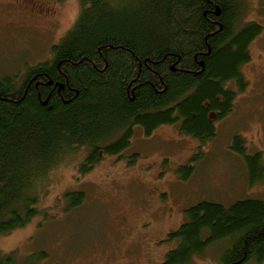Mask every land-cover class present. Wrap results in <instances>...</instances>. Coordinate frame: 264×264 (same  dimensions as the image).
Returning a JSON list of instances; mask_svg holds the SVG:
<instances>
[{"label": "trees", "instance_id": "1", "mask_svg": "<svg viewBox=\"0 0 264 264\" xmlns=\"http://www.w3.org/2000/svg\"><path fill=\"white\" fill-rule=\"evenodd\" d=\"M134 1L79 0L81 13L52 59L27 66L23 84L15 74L0 80V235L42 213L36 182L66 149L88 151L86 173L104 154L128 148L134 126L150 135L180 121L183 133L206 142L235 105L228 84L244 89L240 65L263 29L256 22L239 29L238 0ZM234 148L245 150L239 138ZM260 156L250 163L253 177L263 172ZM84 196L65 192L67 208ZM185 211L186 221L167 235L176 247L159 264H190L217 243L221 264L264 263V199L203 200ZM44 256L19 262L15 252H0V264H38Z\"/></svg>", "mask_w": 264, "mask_h": 264}, {"label": "rangeland", "instance_id": "2", "mask_svg": "<svg viewBox=\"0 0 264 264\" xmlns=\"http://www.w3.org/2000/svg\"><path fill=\"white\" fill-rule=\"evenodd\" d=\"M238 2L239 28L256 22L263 29L249 46L250 61L241 66L247 83L231 111L216 121V135L202 142L183 133L180 121L150 135L136 128L122 157L104 154L86 173L80 165L88 151L66 149L36 182L42 213L0 235L2 254L15 252L23 262L45 252L38 264H159L176 247L167 235L186 221L190 206L264 199V11L260 0ZM80 13L79 0H0V77L52 59L53 46ZM236 138L243 152L234 148ZM257 152L263 172L253 177L250 163ZM67 191L84 192L81 205L69 210ZM223 247L213 245L190 264H221Z\"/></svg>", "mask_w": 264, "mask_h": 264}, {"label": "flooded vegetation", "instance_id": "3", "mask_svg": "<svg viewBox=\"0 0 264 264\" xmlns=\"http://www.w3.org/2000/svg\"><path fill=\"white\" fill-rule=\"evenodd\" d=\"M240 29V28H239ZM245 64V63H244ZM243 65V64H242ZM242 65H240V70H241V66ZM242 72V71H241ZM243 74V73H242ZM15 75H16V77H15V82H17V83H19V84H23L24 82H26L27 80H26V78H27V66L23 69V70H19L17 73H15ZM5 76V75H4ZM3 77H0V80L2 79ZM26 80V81H25ZM40 83H41V81L39 80L38 82H37V84H39L40 85ZM230 83H231V85H230ZM232 84L234 85V86H232ZM228 87L231 89V90H233L235 93H237L238 92V90L240 89L239 88V86L238 85H236L235 83H233V82H229V84H228ZM136 128H139L140 129V126H134L133 127V129H132V134H131V136H130V138H129V141H130V143H131V139H132V137H133V135H134V133L136 132ZM122 133H123V131H119L118 133H116L115 135H113V136H111L108 140H106V141H104V143H103V145H108V143H111L112 141L114 142V141H116V140H118V138L122 135ZM102 152V151H101ZM123 152V151H122ZM122 152L121 153H117L116 155H114V156H116V157H122ZM102 155H103V152H102Z\"/></svg>", "mask_w": 264, "mask_h": 264}]
</instances>
